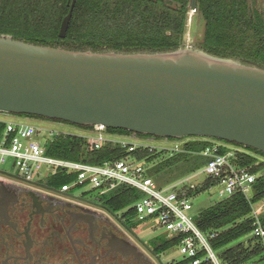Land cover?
<instances>
[{
	"label": "trees",
	"instance_id": "16d2710c",
	"mask_svg": "<svg viewBox=\"0 0 264 264\" xmlns=\"http://www.w3.org/2000/svg\"><path fill=\"white\" fill-rule=\"evenodd\" d=\"M166 1L77 0L67 35L61 38L60 28L72 0H0V36L11 35L37 45L76 51L158 53L185 48L187 12L167 10ZM198 16L199 25L194 29L199 35L196 38L197 49L264 69V14L252 10L247 0H201ZM74 126L86 131L93 129ZM108 130L132 135L127 130ZM184 139L187 140L182 141L181 151L173 154L149 150L128 153L111 146L92 149L86 139L75 135H59L45 145L48 157L97 166L131 155L149 165L148 176L163 188L202 170L208 162L201 153L210 141L200 137ZM232 144L250 152L240 154L238 163L257 176L252 199L249 201L241 193H235L204 209L194 221L203 233L217 234L210 243L222 264H261L264 262V243L253 235L251 204L264 201V161L258 162L252 153L261 156L264 153ZM74 177L60 172L49 181L63 187L73 182ZM216 183L212 178H205L188 195L195 199ZM142 197L143 194L135 188L121 185L100 196V200L113 212L121 213L123 218L131 221L136 218V210L132 206ZM261 221L264 226V212ZM154 244L162 252H167L179 246L180 237L162 236ZM179 264H191V261Z\"/></svg>",
	"mask_w": 264,
	"mask_h": 264
},
{
	"label": "water",
	"instance_id": "95a60500",
	"mask_svg": "<svg viewBox=\"0 0 264 264\" xmlns=\"http://www.w3.org/2000/svg\"><path fill=\"white\" fill-rule=\"evenodd\" d=\"M0 113L103 125L135 138H214L264 153V69L190 47L76 51L1 35Z\"/></svg>",
	"mask_w": 264,
	"mask_h": 264
},
{
	"label": "built area",
	"instance_id": "2783aa9c",
	"mask_svg": "<svg viewBox=\"0 0 264 264\" xmlns=\"http://www.w3.org/2000/svg\"><path fill=\"white\" fill-rule=\"evenodd\" d=\"M108 129L98 125L85 133H65L0 116V164L6 157H10L27 180L42 176L41 169L47 166L52 176L60 172L75 176L72 185L90 186L98 190L101 196L121 185L135 188L143 194V197L132 206L139 220L157 218L160 226L168 232L167 237H180L178 247L191 264H222L218 253L210 243L217 234L203 233L195 224V216L190 215L194 198L190 197L188 192L198 185L191 182L192 175L160 188L148 176L149 165L131 155L99 166L55 159L46 155L47 148L42 141L44 134H49L52 139L59 135L83 137L92 149L111 146L126 150L128 153L149 150L173 154L181 151L182 144L156 147L142 140L131 141L130 138L135 137L113 133ZM243 153L248 152L239 147L231 148L218 142H210L201 153L208 159L206 166L202 169L203 173L206 178H212L217 182L216 187L219 189L221 199L235 193H241L249 201L252 199L257 176L248 167L239 165L238 159ZM70 189L71 184L62 187L63 191H70ZM251 206L254 220L253 235L261 238L264 243V226L261 221L264 203H252Z\"/></svg>",
	"mask_w": 264,
	"mask_h": 264
},
{
	"label": "flooded vegetation",
	"instance_id": "af4514ba",
	"mask_svg": "<svg viewBox=\"0 0 264 264\" xmlns=\"http://www.w3.org/2000/svg\"><path fill=\"white\" fill-rule=\"evenodd\" d=\"M191 2L168 0L166 8L187 12L188 28L195 29L201 0L194 9ZM247 2L264 14V0ZM100 196H75L52 182L0 170V264H166L165 252L145 242Z\"/></svg>",
	"mask_w": 264,
	"mask_h": 264
},
{
	"label": "rangeland",
	"instance_id": "374dc122",
	"mask_svg": "<svg viewBox=\"0 0 264 264\" xmlns=\"http://www.w3.org/2000/svg\"><path fill=\"white\" fill-rule=\"evenodd\" d=\"M190 18H192L191 14L189 15ZM192 25L189 24V30L188 33L186 35V47H190V48H196V39L194 38L199 37L198 33H196V31L194 29H192ZM0 116H4L7 117L11 120H16V121H21V122H28V123H32L35 125H40V126H45L48 127L52 130H56V131H63L65 133H85L86 130L78 128L74 125H70L67 123H59V122H55V121H51V120H26L25 117H23L22 115H12V114H5V113H0ZM53 139L50 137L49 134H44V138H42V141H44V143L48 144L50 141H52ZM131 141L134 142H138V141H144L152 146H156V147H163V146H174V145H181L182 141H186L187 139H148V138H141V137H137V138H130ZM204 140L206 141H210V142H218V143H222L225 144L228 147L231 148H235L238 147L236 145H233L232 143L220 140V139H214V138H204ZM241 148V147H239ZM243 149V148H241ZM246 150V149H244ZM248 151V150H246ZM249 152V151H248ZM252 152V151H251ZM250 153V152H249ZM254 154V156H256L258 162L260 161H264V156H261L259 154L256 153H252ZM0 170H3L5 172H17L19 173L21 176H23V173L18 169V167H16V165L14 164V161L10 158V157H6L5 160L0 164ZM41 174L42 176H39L37 179H33L34 181L36 180H40L43 182H50L49 179H51L53 176L50 172H48V167L44 166L41 169ZM189 177V176H188ZM185 177L184 179L188 178ZM206 178V175L203 173V170H200L198 172H196L195 174H193L190 177V180L192 183L194 184H200L204 181V179ZM53 184H55L53 182ZM71 184V193L75 196H85V197H99V191L98 190H94L92 189L90 186H84V187H76L73 184V182L69 183ZM60 186V185H59ZM61 187V186H60ZM62 188V187H61ZM219 189L214 186L212 188H210L207 192H205L204 194H201L200 196L196 197L193 200V210L190 212V215L196 216L198 215L200 212H202L204 209L210 207L211 205L215 204L216 202H218L221 198L219 197ZM264 203V201H263ZM260 204V203H259ZM121 214V213H119ZM114 218V217H113ZM129 223L131 225H133L134 229L136 230V232L141 236V238L145 241V242H152L154 243L155 241H159L160 239H162V236H168V232L165 230L164 227L160 226V223L158 221L157 218H147L144 221H141L137 218H134L133 220L129 221ZM246 240V239H245ZM162 260L164 263L168 264V263H173V264H179L184 262L186 259V257L181 253L180 248L177 246L167 252H165L164 254H162ZM261 264H264L261 263Z\"/></svg>",
	"mask_w": 264,
	"mask_h": 264
}]
</instances>
